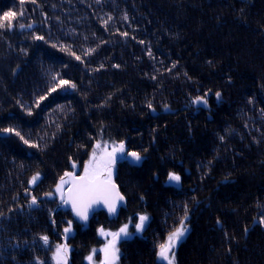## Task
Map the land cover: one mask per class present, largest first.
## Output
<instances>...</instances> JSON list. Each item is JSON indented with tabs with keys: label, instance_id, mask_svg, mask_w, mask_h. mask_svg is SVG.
<instances>
[{
	"label": "trees",
	"instance_id": "16d2710c",
	"mask_svg": "<svg viewBox=\"0 0 264 264\" xmlns=\"http://www.w3.org/2000/svg\"><path fill=\"white\" fill-rule=\"evenodd\" d=\"M4 12L16 15L0 28V264H56L58 244L85 264L99 227L140 215L117 263L166 264L158 245L186 210L176 264H264V0H0ZM121 141L124 204L81 225L55 185L97 142Z\"/></svg>",
	"mask_w": 264,
	"mask_h": 264
},
{
	"label": "snow or ice",
	"instance_id": "6c2138e0",
	"mask_svg": "<svg viewBox=\"0 0 264 264\" xmlns=\"http://www.w3.org/2000/svg\"><path fill=\"white\" fill-rule=\"evenodd\" d=\"M35 2V0H33ZM23 0H21V5ZM15 13L4 12L3 17L0 18L3 21H8L7 25L0 22V28H11L12 18L15 16ZM20 15H23V11L20 12ZM111 19V17H109ZM107 24V21H104ZM20 28H25L24 24H19ZM27 27L31 28L32 25L29 24ZM122 35H127V33H122ZM37 39H43V37H37ZM143 43V41H141ZM89 52L94 51V49H89ZM74 54V53H73ZM149 55L151 53L149 52ZM76 59H80L79 56ZM175 65H173L174 67ZM118 67V66H117ZM55 79V78H54ZM68 81H60L61 85L68 84ZM72 87H75L73 84ZM55 91V89H52ZM217 98L220 97V93H216ZM40 99H44L41 97ZM196 103L207 104V100L204 97H197ZM151 107V105H149ZM5 132H14V129H5ZM20 135L19 132L15 133ZM23 139V137H21ZM28 143V141H25ZM108 144L104 142L101 144L97 142L92 150L90 159L84 163L83 172L81 175L76 176L73 172H65L60 178L59 183L55 185V192L60 194V199L64 204H71L72 210L77 217L81 220L87 221L90 209L93 205L103 202L108 206L109 213H115L117 202L123 201L124 197L120 194L117 186L112 181V169L114 165V157L116 153H125V144L121 141L118 145L113 144L112 150L108 151ZM128 156H131L135 161H140L142 159L140 153L138 152H129ZM72 168L75 169L77 165L75 162L72 163ZM40 178V173H36L32 178L30 183H36ZM180 176L170 172L168 174L169 181H180ZM65 185H67V192H65ZM47 196H52L53 193H45ZM37 203V198L32 197V204ZM149 219L147 215H140L139 222L135 224V229L137 232H140L145 227V222ZM187 219V210L185 211V217L181 219L180 226L168 233L164 242L158 245V259L166 261L167 264H174L175 261V247L177 242L181 241L187 231L189 230L185 225L184 221ZM219 223V221H218ZM69 227L64 229V232L67 234L71 231V221H68ZM99 233L102 236H111L112 239L109 240L103 249L97 250L92 249V254H90L86 259L88 261L93 260V254L97 251H102L104 253V258L100 261V264H115L118 260L119 249L116 247L117 241L121 238H127L131 235L128 232V224L123 225L115 232H106L104 228H100ZM41 239L45 244L48 243V236L43 235ZM67 251V245H56L55 259L56 264H65L64 259L61 256V252ZM43 264V262H41Z\"/></svg>",
	"mask_w": 264,
	"mask_h": 264
},
{
	"label": "rangeland",
	"instance_id": "374dc122",
	"mask_svg": "<svg viewBox=\"0 0 264 264\" xmlns=\"http://www.w3.org/2000/svg\"><path fill=\"white\" fill-rule=\"evenodd\" d=\"M196 101V100H195ZM194 104H195V106L196 105H205L204 103H196V102H194ZM112 150V149H111ZM110 150V151H111ZM122 155L121 153H116V155ZM81 175V174H80ZM67 186V185H66ZM67 188V187H66ZM147 222V221H146ZM145 222V223H146ZM137 223V222H136ZM136 223H134V224H132V223H126V224H128V232L129 233H131V234H134V233H141L142 231H140V232H137L136 231V229H135V224ZM105 231L106 232H112V231H110V230H108V229H105ZM186 235V234H185ZM100 241L102 242L100 245H98V246H96V247H94L95 249H97V250H100V249H103L104 248V246H105V244L109 241V240H111L112 239V237L111 236H102L101 234H100ZM121 239H124V238H121ZM121 239H119L118 241H117V244H116V247L119 249V242H120V240ZM180 243V241L179 242H177V245ZM176 245V246H177ZM176 248V247H175ZM174 251H175V249H174ZM67 253L69 252V249L67 248V251H66ZM90 254H92V250L90 251ZM89 254V255H90ZM88 255V256H89ZM61 256H62V258L65 260L66 259V254H65V252H61ZM87 256V257H88ZM119 256H120V250H119V253H118V258H119ZM104 258V253L102 252V251H97L95 254H93V260L90 262V261H88L86 258H85V264H100V261L102 260ZM160 260V259H159ZM162 261V260H161ZM118 262V260L115 262V264H118L117 263ZM166 264H167V262L166 261H164ZM174 264H176V260L174 261Z\"/></svg>",
	"mask_w": 264,
	"mask_h": 264
},
{
	"label": "water",
	"instance_id": "95a60500",
	"mask_svg": "<svg viewBox=\"0 0 264 264\" xmlns=\"http://www.w3.org/2000/svg\"><path fill=\"white\" fill-rule=\"evenodd\" d=\"M152 113H154L153 111H152ZM75 175V174H74ZM76 176H79V175H76ZM168 181V183L169 184H172V185H175V186H178L179 185V182H176V181H169V180H167ZM114 182V181H113ZM115 183V182H114ZM115 185H116V183H115ZM117 186V185H116ZM118 188V190H119V187H117ZM65 192H67V188L65 189ZM119 192H120V190H119ZM120 194H121V192H120ZM122 195V194H121ZM123 196V195H122ZM124 204V200L123 201H120V202H117V204H116V211H115V213L117 212V210H119V208L122 206ZM61 207L63 208V209H65V210H70V211H72V214H73V217H74V219H75V221H77L78 223H80L81 225H88L89 224V220L92 218V216H93V213L94 212H97V211H105L107 214H109L110 216H114V214L115 213H109V211H108V206L107 205H105L103 202H100V203H98V204H95V205H93V207H92V209H90V211H89V215H88V220L87 221H84V220H81L79 217H77L76 215H75V213L73 212V210H72V207H71V204L69 203V204H64V203H62L61 204Z\"/></svg>",
	"mask_w": 264,
	"mask_h": 264
},
{
	"label": "flooded vegetation",
	"instance_id": "af4514ba",
	"mask_svg": "<svg viewBox=\"0 0 264 264\" xmlns=\"http://www.w3.org/2000/svg\"><path fill=\"white\" fill-rule=\"evenodd\" d=\"M123 155H124V153H123L122 155H118V154H117V155H115V157H114V161H115V162H114L113 169H112V179H113L114 170H115V168L117 167V166H116V163L122 158ZM108 215H109V214H108ZM109 216H110V215H109ZM138 222H139V221H137V223H138ZM146 224H147V222L145 223V225H146ZM84 226H85V225H84ZM86 226H87V225H86ZM121 227H122V226H121ZM121 227H120V228H121ZM100 228H102V227H99L98 230H99ZM104 229H107V228H104ZM118 229H119V228H117V229H115V230H110V229H108V230H110V231H112V232H115V231H117ZM143 230H144V229H143ZM143 230H142V231H143ZM74 233H75V232H74V228L71 227V231H70L69 233H67V234H68V235H72V234H74ZM98 234H99L98 236H99V238H100V233H98ZM100 239H101V238H100ZM121 240H122V239H121ZM66 263L69 264V261H67Z\"/></svg>",
	"mask_w": 264,
	"mask_h": 264
}]
</instances>
